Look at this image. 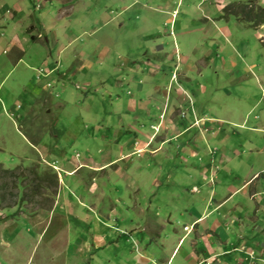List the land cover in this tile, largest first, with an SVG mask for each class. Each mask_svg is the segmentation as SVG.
Listing matches in <instances>:
<instances>
[{"label": "rangeland", "instance_id": "obj_1", "mask_svg": "<svg viewBox=\"0 0 264 264\" xmlns=\"http://www.w3.org/2000/svg\"><path fill=\"white\" fill-rule=\"evenodd\" d=\"M36 1L33 7L35 15H38L37 30L31 29L34 19L28 13L20 19L12 14L13 11H0V19L5 21L6 27L11 20H20L17 23L19 27L11 35L5 36L0 28V99L3 102L0 104V138L3 139V144L0 143V264H63V257L65 264H91L90 259L86 263L79 261L78 252L88 250L89 244L94 245V241L104 240L105 229L109 231V228L116 234L120 233L119 228L126 230L133 239L123 240L125 251H136L134 242L139 240L136 233H143L140 222L151 217L158 225L168 226L165 221L168 214L164 212L162 217L154 210L160 201L162 205L166 204L168 194L179 193L181 196L191 189L194 199L207 191L215 198H222L226 194L222 190L230 185L237 186L242 180V173H249L251 162L246 158L264 165V24L252 28L251 24L240 23L237 19L241 16L236 15L240 14L238 11L246 2L253 3L257 12L258 7L264 9V0H162L160 4L157 0H146L144 4L141 0L142 4L135 5L124 17L121 15L122 8L126 6L130 9L133 5L130 0H97L100 3L96 2L92 7H100L116 16L118 20L113 22L119 21L118 25L120 20L126 21L133 16L126 31L134 35H129V40L124 29L115 48L111 44L113 35L107 38L112 51L109 60L114 64L108 61L100 72L97 67L93 69L90 77L98 87L97 95L91 97L95 93V85L76 81L66 88L67 94H70L67 104L59 96L61 89H55L51 82L54 79V83L61 81L62 88L70 83L68 76L72 71L63 66L64 57L71 59L73 53L72 60L75 61L78 53L94 61L100 56L105 59L108 56L101 52L94 55L88 53L95 45L91 46L89 40L92 39L87 37L90 31L87 30L86 35L83 31L86 30L85 25L94 26V23L86 17H83L86 22L83 18L80 23L74 19L52 30L50 40L58 51L55 52L56 48L49 51L46 44L49 40L46 42L40 27L57 26L62 19L72 16V9L59 8L48 14L39 13L44 2L41 0L40 4ZM143 6L153 8L152 11L160 7L158 9H163L165 20L151 19V16L147 24L137 21L138 16L153 15L147 8L143 10ZM229 10L233 16L228 14ZM20 27L22 32L17 30ZM111 27L115 30L117 25L112 24ZM156 28H161L158 36L145 37L146 40L138 37L140 32H152ZM159 36L168 37L167 42L171 45H168L167 53L170 55L173 52L177 60L173 64L168 62L166 77H160L166 86L156 93L152 91L150 96L159 98L166 95L168 104L162 107L160 101L150 102L147 108L152 117L147 123L139 117L136 130L146 138L159 128L155 138L159 137L158 141L166 139L160 151L161 157L156 159L161 172L153 171L154 166L146 168L142 164L147 162L143 160L145 156L150 157V149L144 153V149L136 150L130 156L125 155V161H122L119 145L134 136L113 130L120 119L116 113H121L123 109L118 97L115 99L118 104L111 109L114 104L111 94L104 92L102 96L99 93L102 82L98 78L104 73H120L129 63V68H132L137 62L133 75L124 72L116 76L124 84L121 92L133 98L137 107L138 98L133 90L146 86L145 77L153 78L159 70L154 62L155 53L149 52L143 59V55L135 51L149 42L164 43ZM13 45L21 46L25 53L24 66L21 64L16 70L12 65L14 61L5 55L8 53L6 48ZM49 60H52L53 66H47ZM28 63L32 65L28 66ZM9 66L13 70H9ZM170 69L172 73H169ZM124 75L130 77L125 78ZM46 84L50 91L44 92L41 87ZM86 91V94L82 93ZM121 92L114 94L118 96ZM171 102L178 107V111L175 110L174 117L169 118L167 108ZM34 104L35 107H31ZM132 107L125 103V109L133 110ZM48 110L51 115H47ZM71 121L73 125L69 124ZM151 125H157V128ZM92 127L99 133H93ZM100 130L102 140L99 139ZM85 131L89 132L87 137ZM53 132H58L57 140H54ZM75 132L83 134L81 142H84L74 140L71 143ZM118 137L122 139L117 146ZM61 142L72 144L64 147V157L56 147ZM101 155L109 166L102 171L89 170V160L99 162ZM228 156L234 157L232 162L227 161ZM117 158L120 159L114 161ZM188 170L205 174V177L193 178ZM262 175L260 181L264 180V173ZM151 193H156L155 200L149 199ZM176 200L174 198L170 202ZM133 201L137 203L136 209L140 206L145 216L130 228L128 221L133 213L129 206ZM257 207L258 203L251 209ZM256 216L257 221L264 223V209ZM92 224L88 233L86 226ZM175 228L182 231L183 225H175ZM165 231H171L170 225ZM127 232H122L125 237ZM158 232V229L153 232L152 240ZM79 236H84L80 239L82 245L72 242ZM258 242L264 245V240ZM67 250L70 255L76 256L67 258L64 256ZM114 256V251L112 254L108 252L111 263L116 260L113 264H118ZM100 261V264H107V261Z\"/></svg>", "mask_w": 264, "mask_h": 264}, {"label": "crops", "instance_id": "obj_2", "mask_svg": "<svg viewBox=\"0 0 264 264\" xmlns=\"http://www.w3.org/2000/svg\"><path fill=\"white\" fill-rule=\"evenodd\" d=\"M21 1V2H20ZM40 4L42 1V8L39 13H51L56 11L59 8L66 9H72V16L68 19H62L57 26L50 27V26H44L41 28V30L44 32V36L47 40H49L46 44H48L49 51L50 49H55L56 46L53 44L50 40V35L52 33V30L57 29V27L63 26L67 21H71L76 19L79 23L80 20L83 17H86L87 19L93 20L94 26H90V24L85 25L86 30L83 31V33H86L87 30H89L90 34H88L89 42H92L90 45H95L90 48V52L92 55L94 54H103L108 56L107 59L104 57H99L94 61H89L87 57H82L80 55H75L76 59L75 61L73 59V53H71L72 58L64 57L63 66L67 70H71L72 74L68 76L70 83H66V86L64 88L63 84H61V81L55 82V75H53V79L51 82H53V86L58 89H61L59 93V96L63 98V102H66V104L70 100V94H67L66 88H69V84H72L76 81H81V83H85L88 86H91V84L95 85V80L91 78L90 76L94 73L93 69L95 67L98 68L99 72L100 70L105 67V65L108 64V61L111 62V65L114 64V61L109 60L111 59V53L112 51L108 47L109 45L115 48L117 46L118 42L120 41V37L123 34V30L125 31L128 29L127 26L131 23L133 16L130 18L128 17L126 21L120 20L117 23H114V20H118L116 16H113L112 14H109L108 11H105V9H102L100 7L94 8L92 7L95 5L96 2H99L97 0H38ZM128 1L129 0H125ZM144 1V4L146 0ZM158 4L162 3V0H157ZM20 2V3H19ZM88 2V3H87ZM130 2L133 4L130 6V9L126 6L122 8L121 15L122 17L127 14V12L132 11L134 9L135 5H140L141 0H130ZM19 3V4H18ZM87 3V4H86ZM100 3V2H99ZM129 3V4H131ZM37 4V1L35 0H0V11L3 13L5 9L6 11L10 10L13 11L12 14L15 16L20 17L22 19L26 13L29 14V17H33V25L31 26V29L37 30L39 28V21L36 19L35 9L33 5ZM39 4V3H38ZM157 4V6H158ZM8 6V7H5ZM143 10H146V8L152 12L153 15L149 16H143V18H136L137 21L148 23V19H154V18H160V21L165 20V16L162 14V11H160L158 8L152 9L143 6ZM100 8V9H99ZM133 8V9H131ZM92 11V13H90ZM0 12V14H1ZM18 12V13H17ZM161 13V14H160ZM51 15V14H49ZM1 18V17H0ZM86 22L87 19L83 18ZM106 20L108 23H106ZM20 20H11L10 23H8V27L5 26V21L0 19V28L4 30L5 36L11 35L12 31L18 26L17 23ZM85 24V23H84ZM116 24L117 27L115 30H112L111 25ZM166 22L163 23V27L165 28ZM80 26V25H79ZM83 26V25H82ZM81 26V27H82ZM178 26V25H177ZM19 27V26H18ZM23 28H17V30L21 31ZM122 29V30H121ZM110 30V32H109ZM161 28H156L155 31L149 32V31H142L138 32V37H140L143 40H146L145 37L151 38L155 36H158L160 33ZM28 32V31H27ZM127 32V31H126ZM148 32V35L146 33ZM13 34V33H12ZM137 34V33H136ZM113 35V42L110 41L107 43V38H111ZM134 35L133 33H125V37H127L129 40L131 39L130 36ZM48 37V38H47ZM160 37V36H159ZM171 38V37H169ZM164 41V43H157V42H149L147 46H142L138 51H135L137 54H142L143 59L144 56L150 53H155L154 57H156V60L154 61L155 64L158 66V72H156V75L153 78L145 77V81L147 82L146 86H140V88H137L136 90H133L136 92V96L138 98V106L136 107V101L133 98H130L128 94L125 96L124 93L121 91L124 89V84L122 80H117L116 76L123 75L124 72H129L132 75L136 70L134 67L137 66V62L134 63V66L132 68H129V64L127 65L126 69H124L120 73L116 74H108L106 73L99 75V79L102 82L100 84V91L99 93L104 94V92H109L111 94V100L114 102V104L111 106V109L113 110V106L115 104H120L123 111L121 113H116L114 111L113 116H116L120 119L116 121L117 127L113 129L114 131H117L119 134L125 133L127 135L133 134V139L126 138L121 145H119V141L122 138H117V146L119 145V151H121V158L122 161H125V158L127 155H131L136 150L144 149V152H147V149H150L151 152L149 154L150 157H146L143 160H147L146 163L142 162L146 168L149 166H154L155 169L153 171H160L159 170V164L156 162L157 158H160V151L163 147V145L166 144V139L162 138L158 141L159 137L155 138L157 135L158 129L156 132H153V134L150 137H146L145 135L139 131L136 130V123L137 119L139 117H142L147 123V120L152 117V113L147 108V105L152 102L160 101L162 104V107L167 106L168 100L167 96L162 97H151L150 93L158 92L159 89H161L163 86H166L165 81L162 83V80L160 77H166V69H169L167 67V63H175L174 55L171 53L170 55L167 53V50L169 48L168 45H171V42H167L168 37L162 38L160 37L159 40ZM142 40V41H143ZM158 41V40H157ZM175 41V40H174ZM87 42V43H89ZM70 44V43H69ZM151 44V45H149ZM174 44V43H172ZM89 45V44H88ZM169 45V47H170ZM12 48H6L8 53L7 55L8 59H12L14 61L13 67L16 70L21 66V64L24 66L23 57L25 55L24 51L21 49V46L13 45ZM211 46H214L212 44ZM58 48H56L55 52L57 53ZM3 51V50H2ZM153 51V52H152ZM65 52V50H64ZM76 54V52H75ZM134 55V53H132ZM83 55V54H82ZM89 55V54H87ZM212 55V52L210 53V56ZM27 59V58H26ZM27 62H30V59H27ZM2 61L0 59V66ZM178 63V61H177ZM26 64V63H25ZM28 66H31L32 64L28 63ZM52 65V60H49L48 67ZM8 68V67H7ZM12 68L9 66V70ZM34 69V68H31ZM8 70V71H9ZM13 70V69H12ZM109 70V69H108ZM33 71V70H32ZM68 72V71H67ZM171 72V69L169 70V73ZM21 73V72H20ZM172 73V72H171ZM130 74V76H132ZM103 75V77H102ZM125 78L130 77L127 75H124ZM172 76V75H171ZM116 78V79H115ZM132 78V77H131ZM59 80V79H58ZM94 80V81H93ZM110 80H113L112 83H109ZM93 81V82H92ZM3 84V82H2ZM164 84V85H163ZM60 85V86H59ZM116 86V87H115ZM129 86V84H128ZM91 88V87H89ZM97 88L95 85V93L91 94V97L96 96L97 94ZM23 89V87H21ZM41 89L45 91H50L46 86L41 87ZM82 92V93H87ZM120 93L121 95L116 96L114 94ZM56 92V94H58ZM143 93V94H142ZM61 94V95H60ZM77 94V93H76ZM74 94V96L76 95ZM67 96V97H65ZM73 97V96H72ZM113 97L114 100H113ZM119 102L115 103V99ZM103 98V97H102ZM104 100V99H103ZM5 102V101H4ZM125 103L130 106H133V110L131 108L125 109ZM0 104L2 105L3 102L0 99ZM135 104V105H134ZM31 107H35V104ZM148 107H151L149 105ZM174 102H171L168 105V117L172 118L174 117V111H178V107H176ZM138 109V110H137ZM47 115H51V112L48 110ZM70 125H73V121ZM154 126L157 128V125H151L150 127ZM108 129V128H107ZM152 131V129H150ZM68 130H66L67 132ZM97 131L95 127H92V132L94 133ZM86 134L85 137H87V134H89L88 131H85ZM84 132V133H85ZM165 132V129H164ZM30 133V131H29ZM54 133V132H53ZM58 133V132H57ZM56 133V134H57ZM76 133V132H75ZM99 133V131H97ZM179 131L177 132V134ZM55 134V133H54ZM56 134L53 136L54 140H57L58 136ZM58 135V134H57ZM102 131L100 130L99 139L102 140ZM39 136V135H38ZM83 137V134L76 133V136L73 140H71V143H74V140H78V143L81 142V138ZM155 138V139H154ZM105 139V137H103ZM158 141V144H155V142ZM69 142V141H67ZM0 143L3 144V139L0 138ZM71 143L66 144V142H61V144H58L56 147L60 149L61 157H64L66 154V148L69 145H72ZM137 147H136V146ZM152 147V148H150ZM127 150V153L125 151ZM126 153V154H125ZM231 154V153H227ZM126 155V156H125ZM65 161V158H63ZM120 158L115 159L114 161L119 160ZM227 161L232 162L234 157H227ZM142 160V161H143ZM246 161H250V171L246 175L245 173H242V180L239 181V184L237 186H228L225 190L226 194L224 197H216L211 194V192L207 191L205 193H200L199 197L194 199V195L191 192V189L189 192L182 193L181 196L178 193L176 195L175 193L168 194L166 197H168V200L165 205H162L161 201L158 206L155 207V213L164 215V212L168 214L166 223L168 222V226L170 225L171 231H165V228L168 226H161L158 225L157 221L151 217H147L145 221L140 222L141 225H143V233L139 234L136 233L139 237V240L134 242L135 249L134 251L132 249L131 252L125 251V241L124 239H133L131 238V235L124 230L123 228H119V234L114 233V231H111L109 228V231L105 229L106 233H104L103 238L104 240H98L94 241V245L91 243L89 244V249L84 251H79L77 258L79 261H82L86 263L88 259L91 260V264H100V260L102 259V263L106 262L107 264H113L111 263L112 260L108 257V252L112 254V252H115V255L117 257V263L118 264H264V245L261 246L258 241L264 240V233H262L264 230V223H262L260 220L257 221V216L263 209H264V180L260 181V177L263 176L262 173H264V165H261L260 163H256L255 159H249L246 158ZM90 169L95 171H102L105 170L107 166H109V162L105 160V158L101 155V158H99V162L93 161V159L89 160ZM135 164L132 165L134 167ZM88 166V164L86 165ZM113 166V165H111ZM150 168V167H149ZM160 172L158 174H160ZM195 171L193 173L192 170H188V173L193 176V178L201 177L204 178V175H200ZM126 173L129 174V171L126 170ZM199 178L198 181L201 179ZM193 181V180H191ZM261 185V186H260ZM195 187V186H193ZM202 187V186H201ZM222 189V188H221ZM212 190V189H210ZM145 193H141V195H144ZM149 199L155 200L157 198L156 193L149 194ZM235 200V198H238ZM144 198H147L144 196ZM174 198H177L176 201H172ZM200 198L202 200L200 201ZM257 199H260L259 201ZM258 203V207L256 209H251L252 206ZM137 203L131 204L129 206V209L132 211L133 215L132 218L128 221L129 227L132 228L136 225V223H139L141 219L144 218L145 213L140 209V206L136 209ZM167 208V210H165ZM248 220V223H245V221ZM257 221V222H255ZM174 223V224H173ZM183 225L182 231H177L175 228V225ZM86 226V225H85ZM92 225L86 226V231L88 233L91 232ZM175 228V229H173ZM187 228V231L185 230ZM158 229V236L155 238V240H152V234L155 230ZM77 230H80L77 228ZM108 231V232H107ZM173 231V233H172ZM128 233V236L125 237L124 233ZM166 233V234H165ZM165 235V236H164ZM88 237V236H87ZM84 236H79L78 238H75L72 242L74 244H80L83 243L80 241L82 240ZM53 239V238H50ZM121 251L120 254H118V251ZM118 255V256H117ZM67 258H71L69 250L65 252V255ZM76 256V255H75ZM74 256V257H75ZM115 257V256H114ZM115 257V258H116ZM63 260V264H65L64 257L61 258Z\"/></svg>", "mask_w": 264, "mask_h": 264}, {"label": "trees", "instance_id": "obj_3", "mask_svg": "<svg viewBox=\"0 0 264 264\" xmlns=\"http://www.w3.org/2000/svg\"><path fill=\"white\" fill-rule=\"evenodd\" d=\"M258 12L255 10V5L250 2H246L244 7H241L238 12L240 14H236L241 16L237 20L242 24H251L252 28H256L257 26H260L264 24V9L258 7ZM225 11H228V8H225ZM228 14H231L233 16L232 11L229 10Z\"/></svg>", "mask_w": 264, "mask_h": 264}, {"label": "built area", "instance_id": "obj_4", "mask_svg": "<svg viewBox=\"0 0 264 264\" xmlns=\"http://www.w3.org/2000/svg\"><path fill=\"white\" fill-rule=\"evenodd\" d=\"M212 184V183H211ZM195 192H197V190L195 189ZM185 230H187V228L185 229Z\"/></svg>", "mask_w": 264, "mask_h": 264}, {"label": "clouds", "instance_id": "obj_5", "mask_svg": "<svg viewBox=\"0 0 264 264\" xmlns=\"http://www.w3.org/2000/svg\"><path fill=\"white\" fill-rule=\"evenodd\" d=\"M187 231V230H186Z\"/></svg>", "mask_w": 264, "mask_h": 264}]
</instances>
